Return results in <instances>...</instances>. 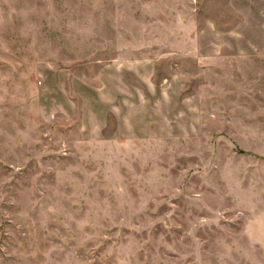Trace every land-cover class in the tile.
<instances>
[{
    "label": "rangeland",
    "instance_id": "374dc122",
    "mask_svg": "<svg viewBox=\"0 0 264 264\" xmlns=\"http://www.w3.org/2000/svg\"><path fill=\"white\" fill-rule=\"evenodd\" d=\"M0 264H264V0H0Z\"/></svg>",
    "mask_w": 264,
    "mask_h": 264
}]
</instances>
